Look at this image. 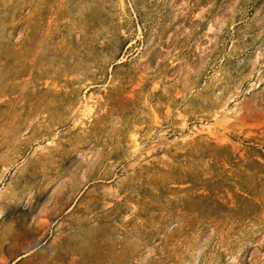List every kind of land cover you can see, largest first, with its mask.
Returning a JSON list of instances; mask_svg holds the SVG:
<instances>
[{
	"label": "rangeland",
	"instance_id": "374dc122",
	"mask_svg": "<svg viewBox=\"0 0 264 264\" xmlns=\"http://www.w3.org/2000/svg\"><path fill=\"white\" fill-rule=\"evenodd\" d=\"M0 264H264V0H0Z\"/></svg>",
	"mask_w": 264,
	"mask_h": 264
},
{
	"label": "bare ground",
	"instance_id": "6f19581e",
	"mask_svg": "<svg viewBox=\"0 0 264 264\" xmlns=\"http://www.w3.org/2000/svg\"><path fill=\"white\" fill-rule=\"evenodd\" d=\"M123 2V1H122ZM121 1L119 2L118 6L120 9H123V3ZM125 9V8H124ZM120 11V10H119ZM124 11V10H123ZM122 13V12H121ZM120 14V13H119ZM123 14V13H122ZM121 16V15H120ZM123 16V15H122ZM121 16V17H122ZM120 18V17H119ZM123 19V18H122ZM121 19V20H122ZM117 22V21H116ZM116 26V25H115ZM120 29V28H119ZM260 80V79H259ZM89 99H91V96L89 97ZM84 104V108L82 109V113L81 116H85L88 115L90 110L92 109V104H90V102H85ZM231 118L230 115H227L226 113H224L222 116H218V115H214L213 117V122L212 123H207L204 124V128L203 130H205L207 133L209 134H213L217 131L218 126L222 124V122L227 121Z\"/></svg>",
	"mask_w": 264,
	"mask_h": 264
}]
</instances>
